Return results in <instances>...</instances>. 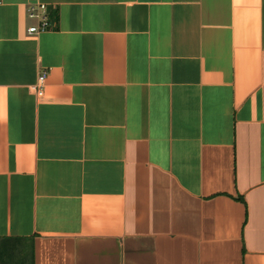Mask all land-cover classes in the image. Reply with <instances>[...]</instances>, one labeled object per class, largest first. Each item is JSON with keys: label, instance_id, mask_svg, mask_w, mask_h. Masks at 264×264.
<instances>
[{"label": "crops", "instance_id": "crops-1", "mask_svg": "<svg viewBox=\"0 0 264 264\" xmlns=\"http://www.w3.org/2000/svg\"><path fill=\"white\" fill-rule=\"evenodd\" d=\"M43 1L0 0V264H264V0Z\"/></svg>", "mask_w": 264, "mask_h": 264}, {"label": "built area", "instance_id": "built-area-1", "mask_svg": "<svg viewBox=\"0 0 264 264\" xmlns=\"http://www.w3.org/2000/svg\"><path fill=\"white\" fill-rule=\"evenodd\" d=\"M27 15L35 19V22L28 27L30 33H38L51 28L52 21L48 3L43 0H29L27 4ZM46 79V72L39 75L38 82L31 85V88L42 95L44 93L43 83Z\"/></svg>", "mask_w": 264, "mask_h": 264}]
</instances>
